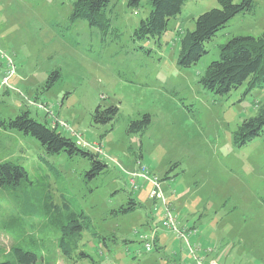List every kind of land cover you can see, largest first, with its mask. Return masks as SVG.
I'll list each match as a JSON object with an SVG mask.
<instances>
[{"label":"rangeland","instance_id":"obj_1","mask_svg":"<svg viewBox=\"0 0 264 264\" xmlns=\"http://www.w3.org/2000/svg\"><path fill=\"white\" fill-rule=\"evenodd\" d=\"M112 2L117 34L103 39L85 21L70 20L72 0H0V115L29 109L33 117L86 142L106 160L108 171L85 180L87 160L68 159L64 152L46 155L34 137L15 130L0 131V161L20 162L32 174L41 169L44 156L58 168L62 184L105 237L106 245L83 234L81 247L97 264H197L194 255L206 257L204 264L209 259L264 264V135L243 146L233 144L238 125L264 103V86L247 93L243 83L220 95L199 82L210 61L219 57L221 43L234 35L264 32V0L232 18L206 44L207 53L188 67L177 63L180 37L199 14L217 7V0H186L159 42L140 43L146 50L131 34L148 13L147 1L137 8H129L126 0ZM56 67L61 74L47 88V76ZM99 104L119 107L113 124L94 121ZM142 113L151 117L147 130L128 133L129 120ZM142 165L148 178L136 175L132 186L130 173ZM154 179L161 192L153 197ZM50 180L54 189L58 183ZM6 189L0 186V224L16 206ZM129 197L139 203L135 210L111 214ZM163 198L181 223L195 226L186 238L164 224ZM33 222L38 227L39 220ZM151 234L159 237L160 251ZM12 243L0 227V252ZM89 262L66 259L50 232L35 264Z\"/></svg>","mask_w":264,"mask_h":264},{"label":"trees","instance_id":"obj_2","mask_svg":"<svg viewBox=\"0 0 264 264\" xmlns=\"http://www.w3.org/2000/svg\"><path fill=\"white\" fill-rule=\"evenodd\" d=\"M146 1L148 13L139 20L131 34L132 39L139 45L151 38L159 42L168 21L181 12L186 0ZM217 1V7L199 14L194 19V27L183 31L177 58L179 65L188 67L196 63L207 53L206 44L232 18L250 12L255 6V0ZM141 3L142 0H126L129 8H137ZM113 7L112 0H72L69 17L72 21H85L89 27L96 28L105 39L117 34V28L112 25L110 17ZM139 47L147 49L145 45ZM2 66L0 58V69ZM60 74L59 67L52 69L45 86L51 87ZM199 82L204 88L220 95L229 93L243 83L246 84L247 93L263 87L264 32L257 36L234 35L221 43L219 57L210 61ZM118 112L119 107L115 104L103 108L99 104L95 107L92 117L95 122L109 121L113 124L118 118ZM150 123V115L142 113L139 118L129 120L127 132L142 134ZM7 130L31 135L40 143L46 155L64 152L68 159L78 157L87 160L89 167L84 170L85 180L108 171L106 160L102 159L97 151L77 144L74 138L48 121L33 117L29 109H21L13 116L0 115V131ZM261 135H264V103L258 106L254 115L244 118L238 125L233 134V144L243 146ZM40 159L41 169L32 174L20 162L0 161V186L7 188V192L16 203L15 208L8 214V219L0 224L13 241L8 250L0 252V264H35L42 257L44 243L50 232L54 234L56 245L66 259L90 258V264H97V260L81 247L83 234L87 232L91 238L102 241L104 245L105 237L94 228L90 215L74 193L62 184L58 168L47 157L41 156ZM51 177L58 183L54 189L51 186ZM138 205L135 198L129 197L125 204L113 208L111 214L115 216L127 214ZM33 219L39 220L38 227L34 226ZM156 240L153 236L154 246L159 251L161 246L156 244Z\"/></svg>","mask_w":264,"mask_h":264},{"label":"built area","instance_id":"obj_3","mask_svg":"<svg viewBox=\"0 0 264 264\" xmlns=\"http://www.w3.org/2000/svg\"><path fill=\"white\" fill-rule=\"evenodd\" d=\"M6 65H7V68H6L7 75L9 74L8 77H6V79H9L10 76H11L10 72H12L11 71L12 66H11V64L8 61H7ZM10 66H11V68H10ZM4 82H6V80H4ZM6 85H8V84H6ZM76 143L79 144V145L85 146V147L88 146V144L86 142H84V141H82L80 139L76 140ZM130 174H131L130 182H131L132 186H136V183H135L133 177L136 176V175H140L142 177L148 178V175H147L148 174V168L146 166L142 165L141 166V170L133 171ZM152 182H153V185H154V189L152 190L150 195L154 197L155 195H157V194H159L161 192V189H160V184H159V182L156 179L152 180ZM163 203L167 204V202H166V200L164 198H163ZM165 216L166 217H165L164 224L167 227L171 228L172 230L177 231V222L175 220V216L173 215L172 211L169 208H166ZM181 235L183 236V238H186V234L185 235L181 234ZM150 237H153L152 234H151ZM144 239L147 240L145 245H146V249L149 250L151 246H150V242L148 241V237L144 236ZM189 249H191L190 245H189ZM194 257L196 259L197 264H204V260L206 259V257H199L197 255H194ZM206 264H218V263H217V261L215 259H209V260L206 261Z\"/></svg>","mask_w":264,"mask_h":264},{"label":"crops","instance_id":"obj_4","mask_svg":"<svg viewBox=\"0 0 264 264\" xmlns=\"http://www.w3.org/2000/svg\"><path fill=\"white\" fill-rule=\"evenodd\" d=\"M164 208H165V210H166V208H169L171 211H172V209L170 208V205H168V202H167V204H164ZM165 210H164V212H165ZM172 213H173V215H175V217H176V222H177V233H178V235L180 236V237H182L183 238V236L181 235V234H188V233H190V232H194L195 231V226H191V225H185L184 223H181L180 221H179V218H178V216L172 211ZM179 226V227H178ZM155 238L158 240L159 239V237L155 234ZM186 244H187V241H186ZM159 246H161V245H159ZM188 246H187V249H186V251L190 254V252L188 251ZM160 249H162V246H161V248ZM160 251V250H159ZM191 255V254H190ZM177 264H180V263H177Z\"/></svg>","mask_w":264,"mask_h":264}]
</instances>
